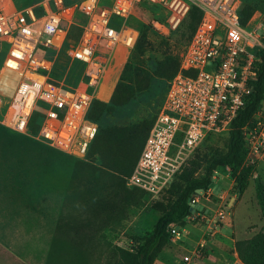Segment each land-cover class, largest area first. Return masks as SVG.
<instances>
[{
    "label": "built area",
    "instance_id": "obj_1",
    "mask_svg": "<svg viewBox=\"0 0 264 264\" xmlns=\"http://www.w3.org/2000/svg\"><path fill=\"white\" fill-rule=\"evenodd\" d=\"M244 4L257 7L246 25L239 12ZM193 5L201 9V19L180 52V70L128 177L129 186L158 197L201 145L214 136H229L233 120L246 106L264 60V0H112L107 5L101 0H38L20 8L14 0H0V51L8 46L1 70L14 69L11 73L18 76L12 100L0 97L1 120L28 131L38 112L42 138L85 156L98 132L89 110L111 60L128 58L137 44V12L152 13L149 24L168 36ZM62 55L83 66V79L74 88L52 75ZM244 130L247 161L255 164L264 153V100ZM202 196L196 194L191 203L200 204ZM193 214L205 222L204 238L182 264H202L196 260L209 242L205 236L219 232L226 216L222 208L213 216L205 206ZM184 232L185 226L172 224L171 240L181 239Z\"/></svg>",
    "mask_w": 264,
    "mask_h": 264
},
{
    "label": "trees",
    "instance_id": "obj_2",
    "mask_svg": "<svg viewBox=\"0 0 264 264\" xmlns=\"http://www.w3.org/2000/svg\"><path fill=\"white\" fill-rule=\"evenodd\" d=\"M110 3L111 1L104 2L101 0L102 5ZM256 11V6L244 4L239 11L242 24L246 25ZM189 14L190 21L186 26L188 29V42L193 37L201 19L202 11L199 7L193 5ZM139 31V40L120 76V81L111 102L107 103L94 99L88 113V118L98 124V132L92 140L91 146H89L90 149L84 161L90 164L97 163V165H100L98 167L101 172L110 170L115 172L124 171L128 176L132 174L157 115L148 123L144 134L142 133L132 143H130L132 141V129L129 125H106L103 123V118L110 112L115 111V108L126 106L136 100L141 92L149 87L154 78H168L171 81L180 70V53H173V49L170 48L169 37L160 36L150 24L141 23ZM70 35L77 36L74 30H71ZM154 35L160 36L158 44L152 39ZM178 43H181V38ZM164 47H166L165 52L158 56V51L160 52ZM147 52L149 56L145 59L144 56ZM56 72L52 74L53 77ZM168 88L169 85L166 92ZM263 100L264 60L260 66L254 90L248 97L246 106L231 124L225 148L211 146L203 153H197L182 166L168 189L172 199L162 207V214L157 219L154 227L146 231L141 237L134 238L131 251L118 248L122 252V264H155L164 249L171 243V225L177 224L184 227L187 224V219L193 215L191 211L192 198L199 194V189H202L203 194L208 192L219 169L225 167L231 169L235 186L241 194L249 187L252 178L258 174V169L256 164H249L247 161L248 146L244 128L252 124L254 114ZM38 118L39 113L36 112L29 123V131L35 134L40 131ZM130 156L129 165L126 159H129ZM81 163H83V160L77 159L71 188H73L72 186L76 181L78 166ZM125 163L128 164L127 169H124ZM101 182L98 187H93L95 189H92V191L95 193L101 191L103 188H100ZM135 189L144 191L136 187ZM113 190L115 191V189ZM258 190L264 201V184L261 181L258 184ZM113 194L114 192L110 194V197ZM82 198L83 196L80 195L78 200H82ZM106 200H108L107 196H101L100 200L94 201L105 205ZM238 248L246 264H264V235L260 234L251 240L240 241L238 242Z\"/></svg>",
    "mask_w": 264,
    "mask_h": 264
},
{
    "label": "crops",
    "instance_id": "obj_3",
    "mask_svg": "<svg viewBox=\"0 0 264 264\" xmlns=\"http://www.w3.org/2000/svg\"><path fill=\"white\" fill-rule=\"evenodd\" d=\"M77 159L39 133L16 130L0 117V264H122L118 248L131 251L134 238L130 246L111 240L123 233L115 207L103 220L90 219L83 210L97 207L75 203L70 194ZM260 167L264 153L257 165L263 178ZM203 238L200 223L185 225L183 237L169 244L181 252L178 264ZM169 246L155 264H174L177 253Z\"/></svg>",
    "mask_w": 264,
    "mask_h": 264
},
{
    "label": "rangeland",
    "instance_id": "obj_4",
    "mask_svg": "<svg viewBox=\"0 0 264 264\" xmlns=\"http://www.w3.org/2000/svg\"><path fill=\"white\" fill-rule=\"evenodd\" d=\"M36 1L38 0H15L18 8ZM103 1L110 2L112 0ZM137 15L138 17L135 18L134 23L138 29L141 23L149 24L152 19V13L148 11L137 12ZM189 17L190 14L184 18V22H182L176 30L171 31L168 36H164L170 38V48L171 50L173 49V53L175 54L182 52L184 47L188 44V29L186 26L190 21ZM183 34H185L186 37L183 36ZM159 35L161 36L162 34L159 33ZM159 35L152 36L156 44H158L160 40ZM180 38L181 43H178ZM165 50L166 47L162 48L160 52L158 51V56L165 52ZM132 51L121 69L120 61L123 59V56H117L111 60L105 78L98 89L96 99L107 103L111 102L120 81V76L128 59L132 55ZM148 56L149 53L147 52L144 58L147 59ZM7 57L8 46L6 45L5 48L0 51L1 81L3 79L1 76V69L5 65ZM56 71L54 77L71 88L76 87L83 79L82 66L64 55L61 56ZM5 78L9 81L11 80L10 84L14 83L16 85L18 82V76L15 73L10 72L9 74L8 72ZM107 81L108 84L105 86ZM169 83L170 79L168 78H154L149 84V87L141 92L136 100L130 102L126 106L115 108V111L110 112L103 118V123L106 125H129L132 129V141L130 142L132 143L142 135V133L144 134L148 123L154 119L159 112ZM9 86L10 89L6 90L4 89L5 87L3 88L0 84V87H2L0 88L2 89L0 90V97H2L5 102H10L12 100L11 96L15 92V86L12 92L11 85ZM113 86L114 88L112 90ZM4 90L5 92L7 91L6 94H4ZM102 91H104L102 95L104 98L99 96V93ZM108 96H110V98ZM228 138L229 136L226 135L214 136L201 145L193 156L197 153H203L211 146L225 148ZM87 154L85 156H76L78 159L83 160V163L78 166L77 176L75 178L76 181L72 186L73 188H71L70 195H73L75 203H87L94 209L97 207V210H83L90 219L96 217L97 219L103 220L112 215V210L115 207L117 209L115 213L121 216V231L123 233L113 234L115 236H112L111 240L115 239V241L118 240L117 242L122 245L130 246L133 238L141 237L146 231L154 227L157 219L162 214V207L168 204L172 197L168 193V190L158 197H151L147 192L137 191L135 187L128 185L129 176L126 172H115L110 170L108 172H101L98 167L100 165H97V163L90 164L84 161ZM126 160L130 165L129 160H131V156ZM255 164L256 166L259 164V159H256ZM127 168L128 164L125 163L124 169ZM260 172L264 178L263 167H260ZM263 178L256 174L252 178L249 187L239 196L232 173H230L228 169H219L214 176L215 185L211 187L207 193H200L203 196L200 198L199 203L204 205L205 210H208L211 215L214 216L220 208L224 209L226 212L225 218L220 221L221 230L213 236H205L209 242L203 250L202 259L204 260V264H246L238 248V242L251 240L260 234L264 235V201L260 197L258 190L259 182L261 181L264 184ZM100 182V188H103L101 191L99 190L95 193L92 189L98 187ZM113 189H115V191ZM113 192V196L110 197V194ZM80 195L84 197V200H78ZM209 195L210 198H208ZM101 196H107L108 198L105 205L97 203L98 201L95 202L96 200H100ZM130 208L131 213L129 215L128 212ZM78 213L81 214V212ZM197 222H199L202 227H205L204 220L202 221L201 217L196 214H193L187 219V224H196ZM169 247L177 253L176 257H174V264H178V260L181 259V252L174 246Z\"/></svg>",
    "mask_w": 264,
    "mask_h": 264
},
{
    "label": "bare ground",
    "instance_id": "obj_5",
    "mask_svg": "<svg viewBox=\"0 0 264 264\" xmlns=\"http://www.w3.org/2000/svg\"><path fill=\"white\" fill-rule=\"evenodd\" d=\"M124 56V55H123ZM124 57H126V56H124ZM125 60V59H124ZM124 60H122V61H120V69L122 68L121 67V64H123V62H124ZM126 60H127V58H126ZM125 60V61H126ZM10 65H11V67L12 68H16V64L13 62V61H10ZM15 66V67H14ZM3 74H2V76H3V79H2V81L0 80V84L2 85H6L5 87L6 88H4V89H6V90H8V89H10V86L9 85H11V92L13 91V88H14V86H15V84L14 83H11L10 84V81L7 79V78H5V76L8 74V72H9V74H10V72H14V69H11V68H5L3 71ZM110 73V72H109ZM8 77V76H7ZM16 80V79H15ZM14 80V81H15ZM16 82V81H15ZM106 84H107V82L105 83V86H106ZM3 85H2V87H3ZM2 87H0V88H2ZM113 88V87H112ZM0 90H2V89H0ZM111 90V89H110ZM7 92V91H6ZM112 92V91H111ZM100 95V97H102V98H104L102 95H103V91L102 92H100L99 93Z\"/></svg>",
    "mask_w": 264,
    "mask_h": 264
},
{
    "label": "water",
    "instance_id": "obj_6",
    "mask_svg": "<svg viewBox=\"0 0 264 264\" xmlns=\"http://www.w3.org/2000/svg\"><path fill=\"white\" fill-rule=\"evenodd\" d=\"M214 185H215V182H213L211 184V187H213ZM198 193H202V189H199ZM240 195H241V192H239V196ZM197 209L203 210L204 209V205L198 204V203H191V211L194 213ZM206 211H208V210H206Z\"/></svg>",
    "mask_w": 264,
    "mask_h": 264
}]
</instances>
